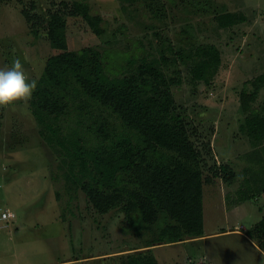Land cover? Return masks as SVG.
Returning a JSON list of instances; mask_svg holds the SVG:
<instances>
[{
	"label": "rangeland",
	"instance_id": "obj_1",
	"mask_svg": "<svg viewBox=\"0 0 264 264\" xmlns=\"http://www.w3.org/2000/svg\"><path fill=\"white\" fill-rule=\"evenodd\" d=\"M76 2L102 19V35L71 15ZM58 11L67 23L68 50L100 51L108 73H116L111 76L136 74L155 59L167 76L180 74L181 84L171 88L175 111L210 180L203 200L207 238L153 247L158 264H264V253L248 236L264 217V144L255 147L243 132L248 112L241 104L245 93L253 96L252 110L264 106V0H0V68L20 59L26 76L38 83L47 60L60 53L46 37L49 17ZM224 13L242 20L222 29L215 16ZM201 45L221 53L210 84L194 83L192 62L180 58ZM31 99L0 107V264H120L111 257L155 242L156 226L137 231L140 222L131 224L120 209L98 213L64 178L66 159L41 136ZM59 124L64 136L78 131L90 145L101 124L124 131L109 110L74 93ZM224 165L235 172L231 183ZM241 191L251 199L240 202ZM6 211L15 217L2 220Z\"/></svg>",
	"mask_w": 264,
	"mask_h": 264
},
{
	"label": "trees",
	"instance_id": "obj_2",
	"mask_svg": "<svg viewBox=\"0 0 264 264\" xmlns=\"http://www.w3.org/2000/svg\"><path fill=\"white\" fill-rule=\"evenodd\" d=\"M70 7L71 15L83 17L97 35L103 34L102 19L91 15L88 4L76 2ZM215 19L222 29L242 20L233 13L216 15ZM66 30L62 13L51 14L46 37L60 53L46 62L32 94V115L43 139L65 157L69 169L64 178L86 195L98 213L120 209L131 224L140 222L134 227L137 231L157 227L155 242L145 250L111 258L120 264H158L153 247L205 234L204 185L210 180L201 169L200 153L187 125L175 111L171 88L181 84L180 74L167 76L163 64L155 59L144 61L136 74L111 76L116 73H108L100 51L68 50ZM180 56L184 64L192 62L194 83L210 84L221 64V53L214 45L195 47L185 59ZM162 60L167 62L164 57ZM71 93L109 110L124 131H111L109 125L101 124L93 131L92 145L78 131L64 136L59 121L68 114ZM252 100V95L242 93V108L248 112L242 130L257 147L264 144V106L252 110ZM220 169L231 183L235 172L227 165ZM244 192H239L240 202L251 199ZM248 236L264 253V217Z\"/></svg>",
	"mask_w": 264,
	"mask_h": 264
},
{
	"label": "clouds",
	"instance_id": "obj_3",
	"mask_svg": "<svg viewBox=\"0 0 264 264\" xmlns=\"http://www.w3.org/2000/svg\"><path fill=\"white\" fill-rule=\"evenodd\" d=\"M37 86L35 79H29L20 59L8 68H0V107L27 104Z\"/></svg>",
	"mask_w": 264,
	"mask_h": 264
},
{
	"label": "built area",
	"instance_id": "obj_4",
	"mask_svg": "<svg viewBox=\"0 0 264 264\" xmlns=\"http://www.w3.org/2000/svg\"><path fill=\"white\" fill-rule=\"evenodd\" d=\"M14 217H15V215L9 211L3 212L1 215V219L5 220V221H7L9 219H13ZM200 264H205V263H200Z\"/></svg>",
	"mask_w": 264,
	"mask_h": 264
},
{
	"label": "crops",
	"instance_id": "obj_5",
	"mask_svg": "<svg viewBox=\"0 0 264 264\" xmlns=\"http://www.w3.org/2000/svg\"><path fill=\"white\" fill-rule=\"evenodd\" d=\"M204 224H205V217H204ZM207 238V236L204 234V237L203 238H199V239H195V240H193V241H201V240H203V239H206ZM188 242V241H187ZM183 243V242H182ZM181 243H177V244H174L173 246H176V245H180ZM165 246V245H164ZM157 247H162V246H157ZM156 248V247H155ZM87 259L88 258H85V259H83V261H87Z\"/></svg>",
	"mask_w": 264,
	"mask_h": 264
}]
</instances>
